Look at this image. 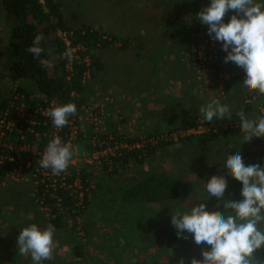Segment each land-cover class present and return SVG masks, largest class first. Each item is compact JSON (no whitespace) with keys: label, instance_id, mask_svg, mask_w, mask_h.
Listing matches in <instances>:
<instances>
[{"label":"trees","instance_id":"16d2710c","mask_svg":"<svg viewBox=\"0 0 264 264\" xmlns=\"http://www.w3.org/2000/svg\"><path fill=\"white\" fill-rule=\"evenodd\" d=\"M64 7L62 0H0V35L2 40L4 39L0 50V56L4 60L0 71V115L16 123V126H22L21 133L18 132L17 128L7 133L10 141L14 143L28 142L37 147L38 150L43 148L48 138L43 135L35 137L34 134L37 132L48 133L49 127L43 124L45 118L40 114L37 116V124L35 125H29L23 120H18L17 112L20 107L28 112H33L38 108H45L50 103L55 106L73 103L76 109L88 105L91 96L94 95L92 87L99 81V76L105 69L101 58L102 52L112 48L115 43H120L118 49L121 51L143 48V43L139 40L134 41L130 37H115L104 32L101 27L95 28V24L81 21L75 14L67 15ZM233 14L230 13L229 16H225L223 22L228 23L230 15ZM196 34L204 37L197 38L198 42L205 39L208 46L210 43L214 44L219 60L222 56L224 57L221 44L213 41L207 34V26L200 23L195 25L184 23L176 33H171L165 29L160 34L159 39L162 43L164 42L163 45L167 51L174 52L182 50V46L185 48L180 37L186 36L195 41ZM36 35L43 37L40 44L43 52L39 57L34 58L27 49L31 46ZM176 39L180 43H177ZM174 42L176 43L173 44ZM177 44L180 47L176 48L175 45ZM69 48L72 49L75 57L71 62L62 55ZM160 50L158 51L160 52ZM190 54L193 57L195 67L204 70L205 66L197 60V49H192ZM207 54L205 53V55ZM180 56L182 55L179 54L178 57V53L174 54L176 60ZM175 63L178 64L176 61ZM141 65L139 64V68ZM156 66L159 64L155 58L153 60L154 74L151 77L160 81L161 78L157 77L156 74ZM213 66L216 70L220 69H217L214 64ZM183 68L186 70L181 63L177 72L166 71V74L172 76L179 74L182 76L181 81L184 82L186 75L182 74ZM131 72L129 71V74ZM239 80L243 82L242 79ZM141 81L142 87H138L139 90L143 89L145 83L149 82L144 79ZM234 88L242 89L241 100L242 96L243 99L249 100L243 106V112L249 114L250 119L253 117L252 111L256 108L258 109V118L264 116V97L255 98L254 94L241 88L240 83ZM229 90L230 92L233 91L231 87ZM187 92L186 97L191 101L194 100L191 91ZM225 92L227 95V91ZM227 97L228 101L223 102L231 109L233 107L231 96L227 95ZM162 99H164L163 104L166 103V98L162 97ZM261 99H263L262 103H260ZM200 101V104L208 103L204 100ZM188 103L189 106L193 105V102ZM168 104L171 106L172 103L168 102ZM200 104L196 105L192 114L181 118L174 124L167 125L164 123L159 126V129H153L139 139L133 136L129 138L124 132H116L110 126L108 134L112 136V140L103 137L101 133L96 136L99 142H104V146L101 148L98 146V141L93 145L92 137L94 135L88 128L85 135L78 138V143H81V147L84 148L86 157H91L96 149H102L108 145L113 146L114 143H126L129 147L115 151L114 156L107 155L102 158L103 161L101 160L99 165L100 169L96 167V164H87L84 161H80L77 167L68 168L65 181L67 185H70V188L61 187L59 184L52 187L45 180L34 184L32 174L40 166L32 162L28 168L23 169V174L31 177L30 191H33V195L29 196V201L21 206L15 205L16 203L13 204V200H17V195L14 193L0 199L2 201L0 203V226L4 227L6 225L4 222L9 223L4 227L7 236L11 235L12 239L16 241L19 232L31 224H36L41 230L50 223L54 225L56 247L53 258L43 261V264H89L90 262L98 264L99 259H103L105 255L102 250L107 249L104 237L108 238L109 241L113 239L117 241L119 238L117 235L122 234L124 230H138L141 234H148L144 228L145 224L151 226L149 229L152 234L151 244L153 242L157 244L158 236L157 234L153 235V233L156 229L158 233L161 232L159 229L161 218L167 216L165 214L171 213L168 204H177L183 199V204L188 206L189 202L196 201L200 196H195V193L188 189L184 193L185 186L180 183L179 178L181 175L177 176L173 172L167 173L160 170L159 164L161 162H157V155L166 152L169 147H174L176 144L187 146V148L194 146L197 157L195 156V160L192 159L194 163H190L187 167L197 169L196 164L199 161L202 160L201 167H204L208 162H213L216 154L219 156L221 153V158H227L230 154H235L237 151L241 152L233 141L234 138L243 135L239 128V122L235 126L227 118L211 123L205 122L199 113V108L204 104ZM169 106L164 107L163 111H157L156 113H160L159 115L154 112L153 115L150 113L149 116L155 119V122H161L162 118L160 117L163 114H171L172 109ZM221 121L227 124L224 129L220 125ZM200 125L208 130L201 134L178 137L176 140L169 138L172 133L196 129ZM28 128L31 129V132L28 131ZM164 135L168 138H165ZM261 142L263 139L253 138L250 141V147L253 148ZM215 145H218L219 148L212 152ZM257 151L254 148L253 155ZM14 168L15 165L7 161L0 164V182L4 181ZM220 168L223 169V165ZM40 169L45 170L41 167ZM200 169L195 170V172L203 173ZM103 178H106L107 182L101 181ZM75 180L79 182V189H76L73 184ZM230 187L233 193L242 188L233 179L230 182ZM157 206L160 208L164 206V208L155 209ZM39 207H45L47 215H44ZM165 209L168 211H164ZM20 212H24V217L18 219ZM143 214L153 217L148 219L143 217ZM100 216L103 220L105 219L104 223L110 227V230L115 234L114 237L110 233L108 234V231L100 233L101 231L97 228V220ZM159 216L160 222L157 223L156 219ZM152 222L153 224H151ZM122 226L124 227L121 228ZM80 232L82 233L81 236ZM86 238L88 243L85 242ZM168 238L175 239L174 235L170 233H168ZM0 243L4 255H6L7 264H33L30 255L21 256L18 253L12 240L7 244ZM145 244L143 243L141 246L144 247ZM98 246L102 252L101 257L92 253V250H97ZM118 249H121L123 253V247L119 246ZM57 250H61V252H56ZM111 253L117 255V253ZM115 258L121 257L115 256ZM140 260L142 264L146 262L141 258Z\"/></svg>","mask_w":264,"mask_h":264},{"label":"rangeland","instance_id":"374dc122","mask_svg":"<svg viewBox=\"0 0 264 264\" xmlns=\"http://www.w3.org/2000/svg\"><path fill=\"white\" fill-rule=\"evenodd\" d=\"M62 1L67 15L75 14L81 21H88L91 24H95V28L101 27L104 32L112 34L115 37H130L134 41L139 40L143 43V48L140 50L128 49L126 51L119 50L118 47L120 43H115L112 48L103 51L101 54L105 69L99 76V81L93 85L92 88L94 90V95L91 96L89 104L85 105V107L95 109L98 107V104L103 106L105 125L103 123L102 128L105 129L106 134L110 132L108 128L112 126L116 132H124L129 138H132L133 136L138 137L139 139L145 134L153 131V129H159V126L164 123L167 125L174 124L181 118L192 114L196 105L200 104V100L211 102L213 99H219L221 103L224 104L225 101H228L227 95H230L231 102L233 103V107H231L233 113L243 110V106L249 102V100L243 99V96L242 100L240 99L242 89L234 88L237 87L239 83L241 85L242 81L239 79L244 80V72L242 73L238 70L239 68L231 62L224 63L223 60L226 55L216 61V54H208V56H212V62L205 63L204 70L195 67L193 57L190 56L192 49L194 50L196 48L198 51L200 47L201 53H206L204 49L209 47L207 40L204 39L202 42L197 41L200 34H196L197 36L194 37L196 42L186 36L184 38L180 37L182 38L181 43L185 44V48L182 46V50H176L174 52L167 51L166 47L163 45L164 42L162 43L159 39L160 34L165 29L169 30L171 33H176L184 23L194 25L199 23L196 19V14L203 7L208 6L210 0ZM200 38L204 37L201 36ZM3 40L0 35V50ZM176 42L180 43L178 42V39H176ZM175 46L177 48L179 45L177 44ZM158 50H160V52ZM175 53H178V57L179 54L182 56L176 60L174 57ZM155 58L158 61L159 66L162 65L160 67L156 66V74L157 77L161 78L160 81L152 79L151 77V75L154 74L153 60ZM175 61L178 62V64H176ZM3 62L4 60L0 56V71L2 70ZM179 62L186 68V70L183 68L184 71L182 73L186 75L184 77V82L181 81L182 76L179 74L175 76L166 74V71L177 72L178 67L180 66ZM139 64H142L141 68H139ZM213 64L216 65L217 69H220L216 70ZM129 71L132 72L129 74ZM139 71L141 72L140 74ZM143 79L146 80V82H149L145 83L143 89L141 88L139 90L138 87H142L141 80ZM160 86L162 87L159 89ZM230 87L233 90L232 92L229 90ZM187 91H191V96L194 100L191 101L186 97V94L188 93ZM225 91H227V95ZM221 96H223V98H220ZM162 97L166 98V103L164 104L162 102L164 100ZM262 101L263 99H261L260 103H262ZM168 102L172 103L171 106H169ZM188 102H193V105L189 106ZM202 104L204 103H201L200 105ZM168 106L172 109V112L171 114H163L160 117L162 118L161 122H155V119H152L151 116H149L152 113L154 114V112L163 111V108ZM252 112V119H257L258 109L256 108ZM156 114L159 115L160 113ZM237 119L239 118L233 115L231 124L234 126L237 125L239 122ZM220 123L222 129L227 126L225 122L221 121ZM233 141H235V146H238V149L241 150L240 154L246 165L258 164L264 166V139L263 142L256 144L253 148L250 147V142L243 143V135L234 138ZM78 142L79 139L74 145H72V159H74V163L76 164L74 167H77L80 161L83 162L85 161L84 159L87 158L85 157L84 148H82L81 143ZM189 147L190 148H187V146H182L180 144H176L174 147H169V150L157 155V162H161L159 164L160 170L167 173L173 172L174 175L176 174L177 176L179 174L181 175L179 178L180 183L185 186L183 190L184 193L186 189H188L192 193L194 192L195 196H200H198L196 201L189 202L188 206L183 204V199L178 201L177 204H168L171 213L167 212L168 214H165L167 216L161 218V227L159 228L161 232L158 233L156 229L153 233V235L157 234L158 236L157 244H154V242L151 244L152 234L149 232L151 227L149 224L144 225L148 234H141L138 230H124L122 231V234L117 235L119 236L117 241L114 239L109 241L107 240L108 238L104 237L107 249L102 250L105 255L103 259H99L100 262L98 264H142L140 258L146 261L144 264H178V261L181 258H183L184 264H189L191 258H201V248L206 247V245L202 244L197 246L192 240L191 234L188 233H185L188 237L187 239L178 238L176 235V229L170 223L171 214L177 208L188 210L190 206H195L197 203L203 201V182L206 183L214 175H226V170L220 168L221 165H224L221 164V162L223 163L226 158H221V153L219 156H216V154L214 155L213 162H208V167L207 165L201 167L202 160L200 159L201 161L196 164V168H201L200 170H202L203 173L195 172L197 169H190L187 167L190 163H194L193 160H195L196 156L195 147ZM218 148L219 146L215 145L212 152H215ZM254 148L258 151L253 155L252 152ZM89 159H91L92 162L96 164V167L99 168L98 163L100 160H94L92 157ZM101 160L103 161V159ZM132 168L133 166L131 169ZM98 176H100V174H98ZM227 179L228 186L224 199L230 198L238 201L241 199V190L233 193V190L230 187L232 179ZM103 180L106 181V178L101 179V181ZM31 184V177L23 174V172L17 180H15L14 176H7L4 181L0 182V199L7 197V195L10 196V194L13 195L14 193L17 195V200H13V204L16 203L15 205L21 206L23 203L25 204L29 201V196L33 195V191H30ZM1 202L2 201L0 200V203ZM204 203L206 204L207 211L211 212L216 210L215 205L217 201L215 198H209L207 201H204ZM163 208L164 206H162V208L157 206L155 209ZM39 210L42 211L44 215H47L45 207H39ZM164 211H168V209H165ZM23 214L24 212L18 213V219L24 217ZM143 215V217L148 219L153 217L152 215ZM159 218L160 216L156 219L157 223L160 222ZM97 221V228L101 231L100 233L108 231L107 233H110L114 237L115 234H113L110 227L104 223L105 219L103 220L100 216ZM8 224L9 223L4 222L5 226ZM151 224H153V222ZM4 227L0 226V242L7 244L12 240L16 246V241L12 239L11 235L7 236L6 228ZM123 227L124 226L121 228ZM261 227H264V225H261ZM168 233L173 234L175 239H169ZM81 235L82 233L80 232V236ZM85 242L88 243V239L85 240ZM143 243H146L144 247L141 246ZM119 246L123 247V253L121 249H118ZM58 251L59 253L61 252V250H57L56 252ZM102 252L99 246L97 250H92V253L98 257H101ZM111 252L117 253V255L112 254ZM115 256H120L121 258H115ZM254 256L257 260H264V249L258 250ZM5 257L6 255H4L0 243V264H7ZM11 257L15 258L13 255H11ZM92 263L93 262H90L89 264Z\"/></svg>","mask_w":264,"mask_h":264},{"label":"clouds","instance_id":"9594fccd","mask_svg":"<svg viewBox=\"0 0 264 264\" xmlns=\"http://www.w3.org/2000/svg\"><path fill=\"white\" fill-rule=\"evenodd\" d=\"M230 15L229 22L223 18ZM196 19L207 26L209 37L221 44L226 53L223 62L233 63L241 68L245 78L243 89L254 94L255 98L264 97V0H210ZM43 37L36 35L27 49L34 58L43 52L40 46ZM71 62L75 57L72 49L63 54ZM76 106L67 103L46 112L56 129H62L69 118L76 114ZM205 122L211 123L233 115L239 119L243 143L253 138L264 139V116L250 119L243 110L232 112L227 104L213 99L199 108ZM242 143V144H243ZM73 157L70 143H63L59 136L46 145L39 166L51 169L53 175L65 172ZM226 175H214L204 184V198L188 210L177 208L171 214V225L176 229L178 238L187 239L191 234L197 246L202 244L200 259L191 258L189 264H264L254 254L264 249V166L246 165L239 151L227 156L223 165ZM238 182L242 188L241 199H224L228 179ZM209 198H215V211H207ZM56 229L51 223L41 230L36 224L24 227L16 237V248L21 256L30 255L33 264H43L51 260L56 247ZM178 264H184L183 258Z\"/></svg>","mask_w":264,"mask_h":264},{"label":"built area","instance_id":"2783aa9c","mask_svg":"<svg viewBox=\"0 0 264 264\" xmlns=\"http://www.w3.org/2000/svg\"><path fill=\"white\" fill-rule=\"evenodd\" d=\"M210 46L207 49H204L206 53L209 55L216 54L214 44L210 43ZM205 55V53H201L200 47L197 51V60L200 61L201 64L212 62L211 57ZM224 56L226 53L223 51ZM217 57V58H216ZM216 61L218 59L217 54L215 55ZM209 59V60H207ZM239 68V67H238ZM243 73V70L239 68ZM245 77V74L244 76ZM56 107L53 103H50L45 108H38L34 110L33 112H28L23 107H20L17 112V119L23 120L29 125H35L37 124V116L40 114L42 117L45 118V121L43 124H46L49 127V132H37L34 134L35 137H38L39 135L47 136L48 141L47 143L41 148L40 150L37 149V147L33 146L31 143L28 142H17L14 143L9 140V136H7L8 132H11L14 128L18 129V132L21 133V125L16 126V123L13 121L7 120L4 116L0 115V164H2L4 161L13 163L15 165V168L11 171V173L8 176H14L15 180L20 178L22 175L23 169L28 168L32 162L39 164L40 160L42 159L44 149L48 142L53 139L56 136H59L63 143H70L71 145H74V143L77 142L79 137H83L85 135L86 130L88 128L91 129V132L93 133V145H95L99 140L96 138L100 133L103 134V137H108L110 140H112V136L109 134H106L105 129L102 128V125L104 123V108L103 106H100L98 104V107L95 109L85 107V105L80 106L76 114L71 116L69 118V123L62 129H56L51 119L47 116L46 112L49 108ZM105 125V123H104ZM19 127V128H18ZM208 129L204 126H198L196 129H189L186 131H178L176 133H172L169 135V138L171 137L172 140H176L178 137H183L186 135H195V134H201L207 131ZM28 131L31 132V129L28 128ZM165 138H168V136L164 135ZM23 139V137H21ZM98 146L101 148L104 146V142H99ZM128 148L126 144H118L114 143L113 146H105L102 149H96L93 154L92 158L94 160H100L99 165L101 164V159L105 158L107 155L114 156V152L118 151L122 148ZM86 157V156H85ZM91 157H87L84 159L85 163L92 164V160L89 159ZM98 165V166H99ZM76 166L74 163V159H71L68 168ZM67 168V169H68ZM65 176H67V170L65 172H62L60 175H53L51 172V169H40L36 168L35 171L32 174V177L34 178V184H37L38 181L43 182L44 180L48 182L50 186H55L56 184H59L61 187L70 188V185H67L65 181ZM40 178V179H38ZM78 180L74 181V186L76 189H79ZM80 195V194H79Z\"/></svg>","mask_w":264,"mask_h":264},{"label":"crops","instance_id":"0c3cea01","mask_svg":"<svg viewBox=\"0 0 264 264\" xmlns=\"http://www.w3.org/2000/svg\"><path fill=\"white\" fill-rule=\"evenodd\" d=\"M152 118V117H151Z\"/></svg>","mask_w":264,"mask_h":264}]
</instances>
